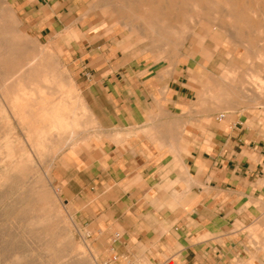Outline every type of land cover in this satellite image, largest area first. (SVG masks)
Listing matches in <instances>:
<instances>
[{"label": "crops", "instance_id": "0c3cea01", "mask_svg": "<svg viewBox=\"0 0 264 264\" xmlns=\"http://www.w3.org/2000/svg\"><path fill=\"white\" fill-rule=\"evenodd\" d=\"M7 2L63 44L97 123L58 157L54 183L107 264H264V119L212 116L194 104L191 59L164 75L115 31L84 24L75 0Z\"/></svg>", "mask_w": 264, "mask_h": 264}, {"label": "rangeland", "instance_id": "374dc122", "mask_svg": "<svg viewBox=\"0 0 264 264\" xmlns=\"http://www.w3.org/2000/svg\"><path fill=\"white\" fill-rule=\"evenodd\" d=\"M75 1L84 24L115 31L117 40L131 46L124 53L147 58L164 75L191 59L194 104L203 100L212 116L244 111L264 119V99L233 96L231 104L212 103L225 82L236 84L233 73L246 65L239 60L241 36H264V16L254 11L264 0H242L258 24L242 35L226 25L233 19L226 0ZM145 4L160 7L155 29L140 17ZM246 82L255 92L261 89L251 78ZM96 126L63 44L38 38L0 0V264H107L103 241L78 221L54 183L58 157L88 140Z\"/></svg>", "mask_w": 264, "mask_h": 264}, {"label": "bare ground", "instance_id": "6f19581e", "mask_svg": "<svg viewBox=\"0 0 264 264\" xmlns=\"http://www.w3.org/2000/svg\"><path fill=\"white\" fill-rule=\"evenodd\" d=\"M226 2L225 3L228 4L227 5L228 7H226V8H227L230 16L233 17L232 24L230 22L228 24H226L232 28L231 30L237 29L238 32L240 33V35H242L241 32H243V30H245L244 32H246L247 30L248 31L249 30L254 31L258 27L257 22L252 20V18H250L249 14H248L249 13V6L244 4L242 2V0H226ZM225 3H223V4H225ZM168 8L172 9L173 3L169 2ZM159 11H160V7L145 4L144 10L140 14V17L142 19L146 20L152 29H155L156 26L161 25L158 22ZM254 11H256V13L259 12V14L264 16V4L259 6L257 8V10H254ZM197 12H199V11H197ZM200 23H202V22H200ZM200 23H199V26L201 25ZM222 27L227 29L225 25H222ZM170 30H172V29H170ZM261 33L263 35V31H261ZM261 33H259V34L261 35ZM259 34H258V36H259ZM239 47L242 48V50L238 51L239 55H240L239 60H240V62L244 61L246 63V65L245 66L242 65L243 67H239L237 69V72L233 73L235 76V79H236V84L234 86H228L227 83L225 82V84H224L225 87L223 89H221V92H219V94L226 95L231 99H233V96H237L238 98H246V99L252 100V101H256L257 99H264V36L257 39L256 37L253 38L250 33L247 35H243V36H241ZM230 61H231V59H230ZM235 65H237V64H235ZM226 69H227L228 74H230L231 73L230 69L228 67H226ZM221 76H223V75H221ZM249 78L254 80V83H253L254 88H258V89L261 88V89L258 91L256 90V92H255L253 90V87L247 86L246 79H249ZM219 94L217 96H219ZM217 96H212L213 97L212 101H215L214 98ZM59 118H61V117L59 116ZM42 206H43V204H42ZM54 228H55V226H54ZM24 234H25V232H24ZM55 236H56V233H55ZM53 239H55V238H53ZM59 247H60V245L58 246V248ZM73 264H75V263H73Z\"/></svg>", "mask_w": 264, "mask_h": 264}]
</instances>
